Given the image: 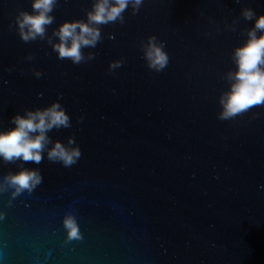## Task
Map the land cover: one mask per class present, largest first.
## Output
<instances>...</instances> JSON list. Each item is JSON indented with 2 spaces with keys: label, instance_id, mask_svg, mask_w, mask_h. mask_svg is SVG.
<instances>
[{
  "label": "water",
  "instance_id": "water-1",
  "mask_svg": "<svg viewBox=\"0 0 264 264\" xmlns=\"http://www.w3.org/2000/svg\"><path fill=\"white\" fill-rule=\"evenodd\" d=\"M32 2L0 0V130L53 102L69 126L46 132L38 163L0 158V264H264V102L220 116L264 0H128L79 63L54 32L96 0H56L24 40ZM56 141L79 148L75 163L47 158ZM24 168L42 179L17 192L5 177Z\"/></svg>",
  "mask_w": 264,
  "mask_h": 264
},
{
  "label": "clouds",
  "instance_id": "clouds-1",
  "mask_svg": "<svg viewBox=\"0 0 264 264\" xmlns=\"http://www.w3.org/2000/svg\"><path fill=\"white\" fill-rule=\"evenodd\" d=\"M139 4L140 0H134ZM56 0H33V12H20L17 23L20 36L24 40L43 36L45 25L52 22L49 15ZM128 0H96L92 10L87 13V21H65L54 34L59 38L53 45L59 58H70L73 63H79L83 58L81 48L95 46L100 38L99 28L95 25L107 23L120 16ZM245 18H251V9L243 12ZM259 31V35L257 32ZM246 42L237 47L233 53L236 65L234 72L228 74L232 81L230 89L222 97L223 111L221 118H227L252 105L264 102V14L255 19L253 28L248 31ZM149 67H163L167 61L166 54L155 46L147 51ZM14 127L0 130V158L5 161L21 159L38 163L42 159V150L48 143L46 132L54 126H69V117L58 102H53L44 109L27 110L25 114L11 117ZM71 139L69 144H71ZM80 156L78 147H68L56 141L47 151L50 161H59L64 166L75 163ZM5 179L17 192L31 189L40 183L41 176L37 169H21ZM64 225L69 238L77 237L78 227L71 215L64 218Z\"/></svg>",
  "mask_w": 264,
  "mask_h": 264
}]
</instances>
